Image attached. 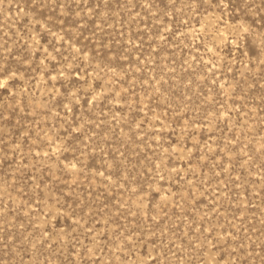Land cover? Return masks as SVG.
Returning a JSON list of instances; mask_svg holds the SVG:
<instances>
[{"label": "rangeland", "instance_id": "obj_1", "mask_svg": "<svg viewBox=\"0 0 264 264\" xmlns=\"http://www.w3.org/2000/svg\"><path fill=\"white\" fill-rule=\"evenodd\" d=\"M0 264H264V0H0Z\"/></svg>", "mask_w": 264, "mask_h": 264}]
</instances>
